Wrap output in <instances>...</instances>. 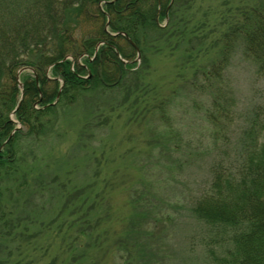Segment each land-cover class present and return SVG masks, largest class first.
I'll return each mask as SVG.
<instances>
[{
    "label": "rangeland",
    "instance_id": "374dc122",
    "mask_svg": "<svg viewBox=\"0 0 264 264\" xmlns=\"http://www.w3.org/2000/svg\"><path fill=\"white\" fill-rule=\"evenodd\" d=\"M187 1L180 31L194 41V68L177 38L153 37L139 68L150 104L131 108L134 79L119 94L87 91L61 100L44 129L15 146L2 183L0 264H211L207 232L191 212L210 181L211 129L199 110L208 100L188 78L215 54L207 36L221 37L264 0ZM226 80L238 114L264 100V75L241 43ZM155 93L169 98L166 116Z\"/></svg>",
    "mask_w": 264,
    "mask_h": 264
},
{
    "label": "trees",
    "instance_id": "16d2710c",
    "mask_svg": "<svg viewBox=\"0 0 264 264\" xmlns=\"http://www.w3.org/2000/svg\"><path fill=\"white\" fill-rule=\"evenodd\" d=\"M171 1L0 0V212L2 183L17 158L15 146L43 130L45 116L61 100L74 101L92 90L119 94L134 79L131 108L150 104L144 98L151 85L139 68L147 62L153 37L177 38L175 49L186 46L184 56L195 67L194 41L180 31L182 0ZM161 19L167 24L162 26ZM208 41L215 54L188 78L202 103L208 100L199 110L211 129L210 145L203 150L210 157L209 186L191 212L207 232L211 264H264V100L238 114L226 80L238 43L264 75V2L221 37L207 36ZM136 47L140 61H133ZM168 101L154 94L163 116Z\"/></svg>",
    "mask_w": 264,
    "mask_h": 264
},
{
    "label": "water",
    "instance_id": "95a60500",
    "mask_svg": "<svg viewBox=\"0 0 264 264\" xmlns=\"http://www.w3.org/2000/svg\"><path fill=\"white\" fill-rule=\"evenodd\" d=\"M172 2H173V0L171 1V3H172ZM136 48H137V51H138V58H137V59H140V57H141L140 49H139V47H136ZM25 69H26V68L21 69V70L19 71V74H20L23 70H25ZM19 84H20V87L23 88V83H22L20 80H19ZM23 97H24V91H23V93H22L21 100L23 99ZM59 97H60V92H59V94H58V96H57L56 102L58 101ZM21 100H20V102H19L17 108L20 106V104H21ZM56 102H54V103H56ZM17 108H16V109H17Z\"/></svg>",
    "mask_w": 264,
    "mask_h": 264
}]
</instances>
